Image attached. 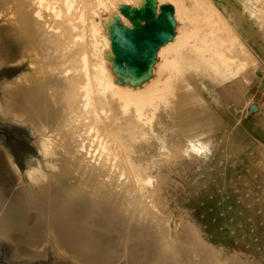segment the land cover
<instances>
[{"label": "rangeland", "instance_id": "rangeland-1", "mask_svg": "<svg viewBox=\"0 0 264 264\" xmlns=\"http://www.w3.org/2000/svg\"><path fill=\"white\" fill-rule=\"evenodd\" d=\"M78 1L82 0H75L76 3ZM228 2H232L235 6H231L232 15L227 11L226 0H102L98 5L92 3L91 8L88 6L91 13L87 6L85 7L88 10V12L85 10L87 15L83 13L88 20L90 17L93 18L89 23L86 20L89 25L92 20L97 22L95 25L97 31H93L87 23L83 25L80 19L79 21L76 20L78 18L75 19L76 26L78 28L81 26L80 29L84 30L86 35L89 33L86 37L88 41L95 39L98 47L100 45L102 58L97 60L96 55L90 53L88 60L90 67L95 65L91 69L100 75L103 72L102 75L107 77L104 76V81L111 79L113 84L122 87H127L126 85L137 87L144 81L147 83L150 81V86L153 85L150 93L159 91L157 89L161 85L163 93L157 92L161 96L154 100L158 104L160 102L161 107L169 106L170 109L166 108V110L173 115L179 112V108H187L185 107L187 104L185 102L183 104L179 99L187 94L184 85L188 84L190 87L188 92L190 90L196 92L198 97L202 98L201 102H195L197 107L202 109V126L206 130L203 142H199V146H202L204 151L199 152L198 146L193 144L196 141H190L178 132L162 141L156 138L154 133L152 134L153 127L147 129L146 124H142L143 127L138 126L139 122L127 117L132 115V112L129 114L123 112L117 98L111 96L110 90L104 87V93L109 99L107 107L101 114L108 120L105 130L109 131L112 139L118 138L115 139L117 143L118 141L120 144L123 143L122 147L120 146L123 148L122 159L129 163L132 170L137 169L135 172L142 180H150L142 187L144 193L148 195L144 199L136 195L138 192L132 184L126 183L128 176L123 171L120 174L117 172V175L109 173L100 178L101 182H104L101 183L103 189L101 193L104 191L102 195L105 198L102 212L109 214L106 217V214L103 216L97 213L98 216L91 213V219L102 243L118 255L126 251L134 258L146 261L149 256L156 255V243L154 239L144 240L139 230L147 231V228L150 226L153 228V224L158 223L161 232L174 233L183 224L182 227L185 225L183 229L190 228L192 235L195 233L200 237L206 247L205 250L208 247L215 255L220 252L215 256L207 249L212 262L222 260L230 252L221 247L223 243L225 246L237 249L241 258L260 254V260L264 264V65L258 60L255 49L250 47L245 39L240 29L241 23L234 24V20L238 24L239 20L244 21L245 28L248 27L254 38L259 36L264 40V0H228ZM59 3L56 2L54 5H58L59 8ZM93 9L97 10L96 14L93 13ZM168 9V14L170 10L174 11L172 15L176 34L169 30V21L167 27H161L162 30L157 37L154 34L158 26L150 22V18L163 16V10L165 12ZM158 13L159 15L155 16ZM84 16L83 18H86ZM1 22L0 16V24ZM53 24L54 22H51L45 27L60 33L67 49L69 47L71 50L75 46L73 37L75 31L70 32L64 25L54 27ZM114 27L117 29L128 27L138 33L140 30H147L146 43L141 46L146 56L135 54V61L139 59V63H144L143 66L147 63V68L141 69L143 66L140 64H133L132 67H136L139 71L133 74L120 72L114 68L107 43L110 39L108 34L110 28ZM170 37H173L172 40L160 48L167 46L170 48V43L175 41L178 45L183 44L177 54L179 65L177 73L181 75L178 78L172 73L176 70V66H172L171 69L164 64L166 56L170 55L168 51L162 50L157 54L156 59H152L156 46L163 39ZM208 45L217 53L207 50ZM49 52L54 51L50 49ZM224 62L230 63L227 70ZM28 64L26 59L1 63L0 81L26 72L29 68ZM68 64L71 66L70 72L75 73L77 71L75 62L70 61ZM135 74L138 77H135ZM162 77H165L163 81L160 79ZM152 78H156V83ZM179 78L183 83L180 82L181 85L178 84L180 80L177 81ZM168 79L172 83H168ZM152 81L154 84L151 85ZM165 82L170 86L164 91ZM144 86L141 85L142 88ZM167 98H175L173 104L171 100L170 103H164L163 99ZM151 117L152 114L148 119L150 124L153 123ZM34 141L35 136L27 125L0 116V178L7 184V195L10 198L15 195L18 197L20 193V190L17 191L20 183L18 178L13 176L15 171L10 168V164L13 163L16 172L27 179V170L42 159ZM6 155L9 156L10 161ZM76 155L81 156V151L79 150V153L76 151ZM97 161L96 159L95 162ZM63 167L69 169L66 163ZM38 171H42L41 168ZM43 178H45L43 174L35 175V183L39 188L52 189L53 187L48 186L45 180L42 183ZM69 181H73V175L69 176ZM75 187L77 189L75 188L74 191L83 206L95 208L93 197L89 193L82 192L77 185ZM109 203L116 204L117 213L121 210L122 213L127 212L125 216L131 223H128L127 219L121 220V216L117 213L105 211L106 204ZM119 209L121 210L118 211ZM152 219L157 220L152 222L150 221ZM139 222H141L139 226L144 225L142 228L137 226ZM35 223L31 219L28 225L32 226L31 224ZM49 223L51 232H47L42 223H36L37 227L34 231H29L27 225V229L23 232H13L9 237H0V264H91L92 262L96 264L93 254L88 255L86 251L82 253L78 242L66 233L64 221L57 223L53 220ZM216 226L220 228L219 234ZM135 228L140 229L134 230ZM158 231L160 230L157 229L156 232ZM168 238L167 243L168 240L169 243L173 242V237L168 236ZM84 255L89 259L92 255L93 261L87 260ZM180 257L181 252L174 250L170 256L162 258L161 261L163 264H172V258H178V262L184 260ZM187 262L195 264L192 259H187Z\"/></svg>", "mask_w": 264, "mask_h": 264}, {"label": "bare ground", "instance_id": "bare-ground-1", "mask_svg": "<svg viewBox=\"0 0 264 264\" xmlns=\"http://www.w3.org/2000/svg\"><path fill=\"white\" fill-rule=\"evenodd\" d=\"M56 2H60L59 6L61 8H59L61 10L58 8V5H54ZM100 2L102 0H82L77 3L75 0H0V16L2 17L0 24V64L22 59H26L29 63V68L26 72L14 78L0 81V116L9 117L27 125L34 134V143L42 155L41 161L27 170V179H24L23 175L16 172L13 163H9L10 168L14 169H12L13 172L15 171L13 176L16 179L18 178V182L20 183V188L17 190H20L18 197L15 195V197L10 198L7 195L8 186L0 178V237H9L13 232H23L24 229H27L28 222L31 219L37 224L42 223L45 226L43 228L47 229V232H51L49 222L53 220L57 223L64 221L66 233L78 242L81 252L86 251L88 255L89 253L93 254V259L96 260V264H106L105 262L107 264H163L161 259L170 256L174 250L180 251V258L184 260L178 262V258H172V264H186L188 263L187 259H192L195 264H262L260 254L257 256L251 255L248 258H241L238 256L237 249L232 246H225L222 242L221 247L230 252L222 260L215 261L213 258L215 262H212V257L209 258V253H207V249L209 248L207 247L205 250L206 247L200 240V237L194 232L192 235V232L189 231L190 228L187 229L185 227L186 229H183L185 226L182 227L183 224L174 233H169V231L167 233L161 232L162 229H160L158 223H154L153 228L148 225L150 227L144 232L138 228L140 229L139 234L144 240L154 239L156 243V255L149 256L146 261L134 258L126 251L118 255L113 249H109L103 244L98 237V231L94 227L91 213L95 215L106 214L102 212L104 210L102 203L105 201V198L102 195L104 191L101 193L103 190L101 187L104 183L101 182V176L103 177V175L105 176L109 173L117 175V172L120 174L123 171L128 176L126 183L132 184L136 192H138H135L136 195L138 194V196L144 197V199L148 195L144 193L145 190L142 187L150 181L148 179L142 180L139 174L135 172L137 169L132 170L133 168L130 167L129 163L125 159H122L123 148H121V145L123 143L120 144V141L117 143L115 139L118 140V138L112 139L109 131L105 130V125L108 120L101 114L107 107L106 105H108L109 99L108 95L104 93V87L110 90L111 96L117 98L123 112L128 114L132 112V115H128L127 117L139 122L140 124L138 123V126L143 127L144 125L142 124H146L147 129L150 127L152 129L153 127L152 134L154 133L156 138L158 137L162 141L170 137L173 133L177 134L176 132H178L185 135L188 140L196 141L192 143L194 146H198L197 151L203 152V147L199 146V142H203L206 136V130L202 126V109H199L195 103L196 101L201 102L202 98L198 97L196 92L191 90L188 92L190 88L188 84H186L187 86L184 85L186 88L184 90L187 92L184 95L185 97H178L183 101V104L184 102L187 104L185 105L187 108H179V103L178 108L180 110L173 115L166 110V108L170 109L169 106L166 108L164 107L165 105L161 107L160 102L158 104L154 100L163 93L161 85L157 89L159 90L157 92H160V94L156 91L150 93L152 84H154L153 81L151 83L152 86L149 84L150 81L148 83L144 81L141 84L142 86L145 85L143 88L141 85H136L137 87L128 85H126L127 87H122L118 84H113L111 79L104 81L106 76L102 75L103 72L100 75L97 71L95 72V70L91 69L95 65L92 62L93 66H89L88 56L91 53L94 56L96 55L97 60L102 58L100 56V45L98 47L95 39L88 41L86 37L89 33L87 32L88 34L86 35L85 31L80 29L81 26L78 28L75 19L78 18L76 19L78 21L80 19V22L85 25L88 17L84 16L83 13L86 14L88 12L92 3L98 5ZM86 6L87 8L89 6L88 10L85 9ZM85 10L87 11L85 12ZM96 12L97 10L95 11L93 9V13L96 14ZM162 15L152 19L150 18V22H154L158 26L156 27V34H154L157 37L162 30L161 27H167L170 21L167 11H163ZM83 16L86 18H83ZM91 19L93 18L90 17L89 20ZM51 22H54V27L64 25L66 26L65 28H69L70 32L72 30L75 31L73 33L75 46L71 50L69 47L67 49L60 33H56L50 28L45 27V25H49ZM96 24L97 22L92 20L90 25H88L93 31H97L95 29ZM143 31L140 30L138 33V31L128 27H122L120 29L116 27L110 28L108 33L110 39L107 42L109 47L108 51L112 55L113 66L116 70L120 72H131L133 74L139 72L136 67H132L133 64L144 65V63H139V59L135 61L136 53L142 57L146 56L141 46L146 43V37L148 36L146 35L147 30L143 29ZM93 34L91 35L92 37L94 36ZM178 37L176 39H179ZM181 47H183V44L180 43L178 45L175 41L170 43V48L168 46L166 48L162 47L158 51L159 53L162 50H166L170 53V55L168 54L166 56V63L164 64L171 69L172 66H176V70H173L174 72L172 73L177 75V78L181 76L177 73L179 71L177 54ZM64 48L66 49L63 50ZM50 49L54 52L50 53ZM206 49L212 51L214 54L217 53L209 45ZM163 52L165 53V51ZM70 61L75 62V69L77 70L75 73L74 71L70 72L71 66L68 64ZM224 63L226 64L225 69L227 70L230 63ZM146 65L147 63L141 69L147 68ZM136 76L138 77L135 74ZM169 77L171 76L169 75ZM181 78L183 80V77ZM154 79L156 83V78ZM160 79L163 81L165 77ZM169 79L168 83H172L169 82ZM177 81L181 85V79L179 78ZM168 83H164V91L167 86H170ZM183 92L181 91V93ZM174 99H163V102L170 103L171 100L172 103ZM163 111H167V113H163ZM151 114L153 123L150 124L148 119ZM145 128L144 131H146ZM79 150L81 151V156L76 155V151L79 153ZM128 154L130 153L128 152ZM6 156L10 161L9 156ZM97 157H100V159ZM96 159L98 160L97 162H95ZM64 163L69 165V169L63 167ZM39 168L44 173L38 171ZM37 174H43L45 178L41 180L42 183L45 180L46 182H44L53 188H39L34 180ZM70 175H73V181H69ZM113 179L111 178V180ZM75 185L82 192L89 193L93 197L95 208L90 209L83 206L78 199V194L74 191L76 188ZM156 201L158 202L159 200ZM106 205L105 211L113 212L114 214L117 213L116 210L118 208L115 206L116 204L109 203ZM160 209L162 208L160 207ZM159 212L161 213V211ZM120 213L117 214L121 216V220H126L127 216L125 215H127V212H123V214L121 210ZM108 214H106V217ZM137 220L139 219L137 218ZM156 220L152 219L150 221L155 222ZM127 222L131 223L128 219ZM36 223L34 225L31 224L32 226L28 225V230L34 231L37 227ZM138 229L135 228L134 230ZM157 229L160 231L156 232ZM219 230L220 228L216 226L217 234H219ZM168 236L174 239L171 243L168 240L169 244L166 240L169 239ZM165 237L167 238L165 239ZM218 252L216 255H218ZM210 253L212 254V252ZM90 259L92 262V255ZM90 259L88 258L87 260Z\"/></svg>", "mask_w": 264, "mask_h": 264}, {"label": "crops", "instance_id": "crops-1", "mask_svg": "<svg viewBox=\"0 0 264 264\" xmlns=\"http://www.w3.org/2000/svg\"><path fill=\"white\" fill-rule=\"evenodd\" d=\"M226 2L227 3H225V4H227V6H228L227 11H229V14L231 13V15H232L231 6H234V5H233L232 2H228V0H226ZM168 11H169V9L167 10V12ZM173 13H174V11L170 10V12L168 14L169 15V19H170V28H169V30H171L172 33L176 34V31H175V28H174V22H173V15H172ZM158 15H159V13L156 14L155 16H158ZM240 23H241V25H240ZM234 24L241 26L240 29H241L242 33L244 34L245 39L247 40L249 46L252 47L253 49H255L258 60L262 61V64L264 65V40L261 37H259V36L254 38V36L251 35L250 30L248 29V27L245 28L244 21L239 20V24H238V22L236 20H234ZM173 37H170V38H167L166 40L161 41L159 43V45L156 46V52L153 55L152 59H154V58L156 59L158 57V55H157L158 54V49L162 45H165L167 42L172 40Z\"/></svg>", "mask_w": 264, "mask_h": 264}]
</instances>
